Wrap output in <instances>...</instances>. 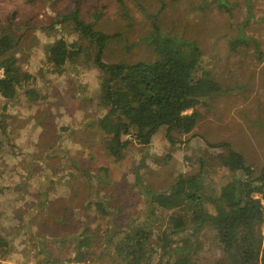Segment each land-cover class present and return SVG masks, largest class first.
<instances>
[{
	"label": "rangeland",
	"instance_id": "1",
	"mask_svg": "<svg viewBox=\"0 0 264 264\" xmlns=\"http://www.w3.org/2000/svg\"><path fill=\"white\" fill-rule=\"evenodd\" d=\"M122 1L123 4L118 0H79L86 20L92 21L96 14L97 29L120 34L108 43L104 60L129 63L153 59V48L145 38L152 30V15L158 12L160 0ZM163 1L164 9L157 18L159 28L196 42L203 69L211 73L225 92L204 98L196 107L199 117L192 136L173 131L178 141L171 144L163 127L147 146L131 142L122 159L114 161L104 150L102 136L95 126H85L86 121L100 113L96 106L99 72L81 64L57 72L46 59L47 45L63 35L69 40L77 38L70 26L51 25L58 13L71 9L74 0H0V28L6 27L9 15L16 11L12 25L20 40L12 54L18 57L22 68L35 77L31 87L40 96L39 100L32 101L20 93L14 100L0 102L1 119L6 124L9 139L6 138L8 143L2 144L0 150V172L7 171L0 177V187H10L0 192V222H7L5 216L18 218L13 212L18 208L23 210L17 213L23 211L29 217L38 215L33 224L27 226L28 231L31 229L49 239L45 247L54 257L65 258L72 254L69 244L56 239L81 232L83 223L87 222L94 234H100L105 228L92 211L81 210L79 200L67 195V186L72 185L67 176L74 169L72 163L93 175L100 166H106L107 174L98 176L103 179H93L94 189L106 196L111 205L126 207L132 219L141 214L145 204L134 185L136 171L149 189H166L178 173H195L200 157L220 153V148L208 146L219 142H227L240 152L246 164L253 168L254 176H258L264 166V0H249L253 17L248 25L241 27L246 36L260 42L261 59L253 44L234 50L230 45L245 16V0H227L231 4L229 12L219 8L215 0H208L205 5L203 0ZM124 9L129 16L123 14ZM1 140L3 142L5 136ZM210 162L213 167H208L206 172L216 190L232 174L227 168ZM24 164L27 166L23 167ZM29 164L33 168L30 175ZM46 173L55 182L48 203L60 220H72L70 225L43 217L48 214L40 208L29 209L37 202L31 198V193L39 183L43 182V187L48 188L50 177H46ZM75 186L83 193L86 190L77 183ZM24 188L26 192L21 195ZM262 204L264 206V200ZM63 208L65 215H62ZM24 229L12 248L15 253L7 255L13 264H34L38 259L39 247L36 241L29 240L30 235L25 234ZM261 230L264 236V224ZM208 231L207 238L212 235V231ZM26 247L29 254L24 258L22 249L27 250ZM205 252L211 249L206 247Z\"/></svg>",
	"mask_w": 264,
	"mask_h": 264
},
{
	"label": "trees",
	"instance_id": "2",
	"mask_svg": "<svg viewBox=\"0 0 264 264\" xmlns=\"http://www.w3.org/2000/svg\"><path fill=\"white\" fill-rule=\"evenodd\" d=\"M118 2L123 4L122 0ZM207 2L203 0L202 4ZM215 2L219 8L230 11L231 4L227 0ZM160 4L158 12L152 15L150 35L145 38L153 48L154 58L151 60L106 62L103 58L105 49L120 34L97 29L96 14H93L92 21L86 20L80 11L79 0H74L68 12L58 13L51 23L52 26H70L77 34L76 39L69 40L63 35L46 46V59L54 70L61 72L67 66L81 64L90 65L99 72L96 106L100 113L86 121L85 126H95L102 136L104 150L114 161L122 159L131 142L138 141L147 146L163 127L171 144L178 141L172 135L173 131L192 136L199 117L196 107L204 98L225 92L211 73L203 69L201 51L196 42L159 28L157 18L165 3L160 0ZM245 4V16L230 45L234 50L253 44L261 59L260 42L246 36L242 30L253 17L249 0H245ZM123 14L129 16L126 9ZM15 15L16 11L11 13L6 27L0 28V102L2 99L14 100L20 93L36 101L40 99L39 93L31 87L35 77L25 71L18 57L12 54L20 40L12 25ZM1 118L0 114V150L2 144L8 143L6 124ZM2 136H5L3 142ZM208 146L220 148L221 152L200 157L195 173H178L166 189H149L136 171L134 185L145 204L141 214L135 215L134 219L126 207L111 205L106 196L94 189L93 179L102 180L98 176L107 174L106 166H100L93 175L72 163L74 169L67 173L72 182L67 186V195L79 200L81 210L92 211L103 221L105 228L100 234H94L85 222L81 225V232L57 237V242L71 246L72 254L65 258L54 257L45 247L49 239L31 229L28 231L27 226L33 224L38 215L29 217L23 211L17 213L23 208L14 209V216L18 218L5 216L8 223L0 222V259L15 253L12 248L25 228L29 240L36 241L39 247L34 264H264L261 230L264 224V166L260 174L254 176L253 168L246 164L244 156L229 143ZM69 159L72 161L71 157ZM210 161L220 168H227L232 174L216 190L206 172L213 167ZM28 168L30 175L33 168L30 164ZM4 172L7 173L0 172V177ZM46 177H50L49 181L44 179L49 183L48 188L43 187V182L39 183L31 193V198L37 202L29 209L40 208L48 214L43 217L48 216L54 223L70 225L73 221L60 220L48 203L55 182L47 173ZM75 183L86 189L85 192L77 189ZM5 188L10 187H0V192ZM25 192L26 189L21 195ZM64 210L62 215H65ZM208 230L212 231L211 239L206 236ZM206 247L211 252H205ZM26 249H22L24 258L29 254L28 247Z\"/></svg>",
	"mask_w": 264,
	"mask_h": 264
},
{
	"label": "crops",
	"instance_id": "3",
	"mask_svg": "<svg viewBox=\"0 0 264 264\" xmlns=\"http://www.w3.org/2000/svg\"><path fill=\"white\" fill-rule=\"evenodd\" d=\"M0 264H13V263H12V260L5 258L2 260L0 259Z\"/></svg>",
	"mask_w": 264,
	"mask_h": 264
},
{
	"label": "built area",
	"instance_id": "4",
	"mask_svg": "<svg viewBox=\"0 0 264 264\" xmlns=\"http://www.w3.org/2000/svg\"><path fill=\"white\" fill-rule=\"evenodd\" d=\"M2 260V259H1Z\"/></svg>",
	"mask_w": 264,
	"mask_h": 264
}]
</instances>
